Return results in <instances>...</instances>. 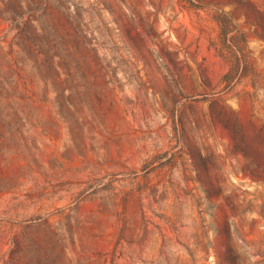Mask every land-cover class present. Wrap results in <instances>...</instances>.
<instances>
[{
    "label": "rangeland",
    "instance_id": "1",
    "mask_svg": "<svg viewBox=\"0 0 264 264\" xmlns=\"http://www.w3.org/2000/svg\"><path fill=\"white\" fill-rule=\"evenodd\" d=\"M0 264H264V0H0Z\"/></svg>",
    "mask_w": 264,
    "mask_h": 264
},
{
    "label": "trees",
    "instance_id": "2",
    "mask_svg": "<svg viewBox=\"0 0 264 264\" xmlns=\"http://www.w3.org/2000/svg\"><path fill=\"white\" fill-rule=\"evenodd\" d=\"M215 20L225 42L229 69L225 73L224 79L229 83L236 77L247 76L253 71L254 63L247 49L244 34L231 16L220 10L216 13Z\"/></svg>",
    "mask_w": 264,
    "mask_h": 264
}]
</instances>
